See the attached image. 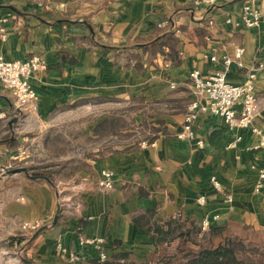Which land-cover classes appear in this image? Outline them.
Masks as SVG:
<instances>
[{
    "label": "crops",
    "instance_id": "obj_1",
    "mask_svg": "<svg viewBox=\"0 0 264 264\" xmlns=\"http://www.w3.org/2000/svg\"><path fill=\"white\" fill-rule=\"evenodd\" d=\"M194 1L0 0V26L8 33L0 39V54L10 60L30 55L46 60L31 81L37 109L19 110L22 118L9 125L8 139L18 146L8 152L23 155L30 136L39 137L58 115L92 106L101 96L163 107L152 115L163 125L152 140L133 147L118 144L94 159L82 157L90 171L78 170L59 189L36 179L22 184L21 217L41 222L33 240L37 260L66 262L71 254L79 255V262L99 260L95 246L84 241L102 239L110 264H156L181 240L165 238L157 244L147 226L168 231L173 218L199 226L209 217L230 235L264 245V192L253 189L257 170L264 166V147H255L260 136L245 131L233 146L236 132L222 117L204 112L194 137H178L193 96L191 71L221 69L223 57H234L240 46L245 66L234 64L228 79L242 83L255 69L259 111L253 125L264 133V67H259L264 64V21L251 28L240 23L238 14L248 0ZM254 4L264 9V0ZM162 37L166 44L156 48L153 43ZM13 103L0 81V113H12ZM106 118L88 125L87 134L93 136ZM104 169L114 172L110 190L97 185ZM213 175L221 191L213 189ZM202 194L206 201L199 204Z\"/></svg>",
    "mask_w": 264,
    "mask_h": 264
},
{
    "label": "rangeland",
    "instance_id": "obj_2",
    "mask_svg": "<svg viewBox=\"0 0 264 264\" xmlns=\"http://www.w3.org/2000/svg\"><path fill=\"white\" fill-rule=\"evenodd\" d=\"M10 99L12 101L11 96ZM13 106L12 113H0V264H61L64 262L45 263L35 257V231L24 228L26 220L21 217L22 184L32 178L23 171L14 170L26 167L31 175H47L55 189H59L63 183L73 179L78 170L90 171L82 157L94 159L118 144L133 147L147 142L154 133L163 129L161 123L151 119L153 113H161L163 107L132 97L113 99L101 96L94 100L92 106L83 105L71 115H58L47 132L36 138L30 136L23 149L25 153L17 156L7 150L18 146L15 138L13 142L8 140L11 135L8 121L14 116L22 118L20 109L14 103ZM103 116L114 122L107 124L106 130L88 135V125H95ZM20 127L14 126L17 132ZM112 127L118 130L110 134ZM15 136H18L16 132ZM36 181L48 183L44 178Z\"/></svg>",
    "mask_w": 264,
    "mask_h": 264
},
{
    "label": "built area",
    "instance_id": "obj_3",
    "mask_svg": "<svg viewBox=\"0 0 264 264\" xmlns=\"http://www.w3.org/2000/svg\"><path fill=\"white\" fill-rule=\"evenodd\" d=\"M211 0H195L199 5L209 3ZM255 0H248L238 14L240 23L246 27H256L264 21V9L255 7ZM228 21H231L229 18ZM8 36L4 26H0V39L5 40ZM244 54L243 47L235 49L234 57L224 56L222 68L209 74H203L199 69H194L190 73L192 84V99L187 105L184 117V129L178 134L179 138L187 139L195 136V123L199 115L204 112L222 117L230 130L236 132V137L231 145L235 146L242 138L245 131H252L260 136L255 147H264L263 130L253 125L254 119L259 111V86L256 82L255 69L251 70L247 79L242 83H232L228 79V73L232 66H245L242 60ZM213 60L217 58L212 56ZM46 60L42 55H30L24 59L10 60L0 54V81L3 87L9 92L16 108L22 110L27 106L37 109V93L32 86V78L35 73L44 68ZM260 68L264 64H260ZM172 87H175L172 85ZM146 143V142H144ZM254 167V166H253ZM255 168V167H254ZM257 178L253 184V189L257 193L264 192V166L258 168ZM210 183L216 191H221L223 186L219 179L213 175ZM101 190H110L115 186L114 172L112 170H102L101 177L97 182ZM232 195L227 196V201L232 202ZM206 196L199 195L197 202L204 204ZM216 218V217H214ZM41 225L39 220L25 221L23 226L26 229L37 230ZM212 225V219L206 217L201 220L199 227L204 232ZM85 243L93 244L98 252L99 261H107V252L102 239H86ZM66 252V250H63ZM79 255L71 254L70 262H79Z\"/></svg>",
    "mask_w": 264,
    "mask_h": 264
},
{
    "label": "trees",
    "instance_id": "obj_4",
    "mask_svg": "<svg viewBox=\"0 0 264 264\" xmlns=\"http://www.w3.org/2000/svg\"><path fill=\"white\" fill-rule=\"evenodd\" d=\"M164 37L157 39L153 45L156 48L166 44ZM159 41V43H158ZM161 41V42H160ZM152 44V43H151ZM157 44V45H156ZM113 119L106 118L95 129V132L106 130L107 124ZM112 127L108 133L116 132ZM150 137L148 141L152 140ZM38 175L47 176L41 173ZM168 231L160 225L147 226L154 232L153 240L159 244L165 238L179 237L181 242L173 253H164L156 264H264V245L246 242L237 236H232L226 227L211 225L204 232L194 222L187 219L173 218L169 221ZM82 264H110L108 261L90 260ZM67 264V262L61 263Z\"/></svg>",
    "mask_w": 264,
    "mask_h": 264
},
{
    "label": "water",
    "instance_id": "obj_5",
    "mask_svg": "<svg viewBox=\"0 0 264 264\" xmlns=\"http://www.w3.org/2000/svg\"><path fill=\"white\" fill-rule=\"evenodd\" d=\"M16 121H17V117H14L13 119H11V120L9 121V125H10V127H12V126H13V123L16 122ZM17 139H18L19 141H21V140H22V135H19V136L17 137ZM9 171H11V170H9ZM14 171H23V172H25L29 177H31L32 179L44 178V179H46L48 182H50V183L52 184V181L50 180V178H49L48 176H42V175H31V174L28 173V170H27L26 167H20V168L15 169ZM59 212H60V205H58V209H57V214H56V216H55V220L57 219ZM41 230H42V229H38V230L35 232L34 237H36V236L39 234V232H40ZM67 264H82V263H79V262H68Z\"/></svg>",
    "mask_w": 264,
    "mask_h": 264
}]
</instances>
